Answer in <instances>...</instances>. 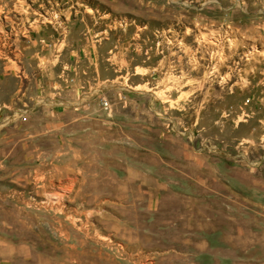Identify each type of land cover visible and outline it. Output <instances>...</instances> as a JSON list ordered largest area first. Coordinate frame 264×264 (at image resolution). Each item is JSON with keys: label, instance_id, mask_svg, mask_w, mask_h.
<instances>
[{"label": "rangeland", "instance_id": "obj_1", "mask_svg": "<svg viewBox=\"0 0 264 264\" xmlns=\"http://www.w3.org/2000/svg\"><path fill=\"white\" fill-rule=\"evenodd\" d=\"M0 264H264V0H0Z\"/></svg>", "mask_w": 264, "mask_h": 264}, {"label": "built area", "instance_id": "obj_2", "mask_svg": "<svg viewBox=\"0 0 264 264\" xmlns=\"http://www.w3.org/2000/svg\"><path fill=\"white\" fill-rule=\"evenodd\" d=\"M101 104L103 105V107H104L105 109L108 108V102H107L105 99H102Z\"/></svg>", "mask_w": 264, "mask_h": 264}]
</instances>
